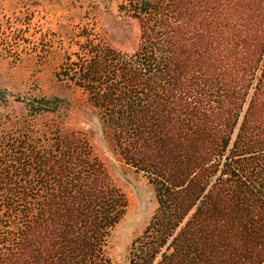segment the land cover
Instances as JSON below:
<instances>
[{
  "label": "trees",
  "instance_id": "trees-1",
  "mask_svg": "<svg viewBox=\"0 0 264 264\" xmlns=\"http://www.w3.org/2000/svg\"><path fill=\"white\" fill-rule=\"evenodd\" d=\"M129 11L133 52L78 44L57 76L153 186L129 264H264V0H134ZM55 100L30 117L0 113V264H114L127 196L86 135L35 125L61 110Z\"/></svg>",
  "mask_w": 264,
  "mask_h": 264
},
{
  "label": "rangeland",
  "instance_id": "rangeland-1",
  "mask_svg": "<svg viewBox=\"0 0 264 264\" xmlns=\"http://www.w3.org/2000/svg\"><path fill=\"white\" fill-rule=\"evenodd\" d=\"M134 0H0V113L27 116L29 106L60 99V111L39 112L37 127L56 119L94 144L128 208L113 229L108 247L114 264H129V251L156 209L153 186L112 153L99 118L79 90L57 78L67 57L76 60L78 44L115 45L133 52L138 21L129 11ZM45 108V107H43Z\"/></svg>",
  "mask_w": 264,
  "mask_h": 264
}]
</instances>
